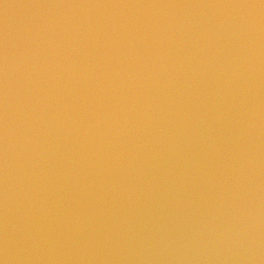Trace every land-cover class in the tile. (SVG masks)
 Returning a JSON list of instances; mask_svg holds the SVG:
<instances>
[{"label": "clouds", "instance_id": "obj_1", "mask_svg": "<svg viewBox=\"0 0 264 264\" xmlns=\"http://www.w3.org/2000/svg\"><path fill=\"white\" fill-rule=\"evenodd\" d=\"M0 264H264V0H0Z\"/></svg>", "mask_w": 264, "mask_h": 264}]
</instances>
